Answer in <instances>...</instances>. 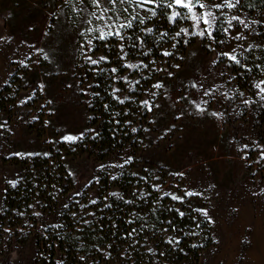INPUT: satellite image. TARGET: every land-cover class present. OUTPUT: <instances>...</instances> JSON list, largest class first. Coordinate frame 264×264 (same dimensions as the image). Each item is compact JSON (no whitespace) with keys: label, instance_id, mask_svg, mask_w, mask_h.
I'll return each mask as SVG.
<instances>
[{"label":"rangeland","instance_id":"1","mask_svg":"<svg viewBox=\"0 0 264 264\" xmlns=\"http://www.w3.org/2000/svg\"><path fill=\"white\" fill-rule=\"evenodd\" d=\"M170 2L151 4L155 15L134 3H117L118 13H109L114 18L119 14L121 22L137 11L150 14L142 30H157L154 42L160 51L170 53L135 60L130 56V34L121 30L123 40L114 36V46L120 50L114 59L117 57L121 66L140 67H128L131 73L116 75L118 83L112 94L119 89L115 95H124L135 73L145 76L152 63H162L163 71L152 84H146V78L137 83L136 92L148 101L146 130L150 135L141 140L148 151L140 155L126 145L105 159L89 153L68 157L72 188L51 212L33 207L34 216L26 224L35 231L55 223L60 207L81 194L99 171L115 174L124 164L141 158L154 165L158 183L166 178V191L179 187L195 194L207 212L213 243L201 252L197 262L186 264H264V93L255 87L264 80V72L252 77L249 87H240L238 73L230 71L227 61L231 59L224 55L237 56L245 28L238 20H232L229 28L228 20L237 16L248 24L258 15L246 12L241 0L231 9L197 6L193 9L197 14L211 11L217 17L210 29L203 22L197 29L191 13L182 7L169 8ZM202 2L212 6L223 0ZM104 6L112 7L107 0ZM74 7L86 12H74ZM94 10L90 0H83V4L79 0H0V90L16 67L28 70V84L16 93L15 106L9 114L5 111L11 108L7 102L0 110V208L5 185L17 173L16 158L52 146L65 135L81 136L88 129V106L92 94L98 92L88 75L94 65L86 60V55L96 59L92 52L95 45L92 41L89 52L87 40L99 33L82 36L81 32L103 23H84L87 13ZM173 11L181 16L169 22ZM181 29L188 33L208 30L212 35L207 31L204 36L189 35ZM156 84L161 87H154ZM197 104L204 110H198ZM89 195L93 197L94 192L90 190ZM34 241V232L24 241H16L1 229L0 264H35Z\"/></svg>","mask_w":264,"mask_h":264},{"label":"trees","instance_id":"2","mask_svg":"<svg viewBox=\"0 0 264 264\" xmlns=\"http://www.w3.org/2000/svg\"><path fill=\"white\" fill-rule=\"evenodd\" d=\"M241 6L258 17L244 28L242 47L236 56L240 63L228 60L227 65L230 71L238 73L236 77L241 80L238 85L246 88L252 77L264 72V0H241ZM143 7L146 13L152 9L151 4ZM146 13L137 11L126 15L124 21L138 14L131 28L122 29L132 40L130 56L140 61H146L151 55L161 58L164 55L154 42L157 30H142L150 15ZM141 19L144 23H140ZM92 41L96 59L105 56L107 60L88 70L93 89L98 92L92 94L88 106V129L74 142H55L15 159L17 173L3 191L0 232L2 229L16 241H24L34 232L35 264L195 263L201 252L213 243L211 225L200 211L197 197L186 195L179 187L166 191L163 187L166 178L158 183L154 165L141 158L130 160L115 174L99 171L81 194L72 196L60 207L55 223L35 231L26 224L34 216L33 207L51 212L72 188L68 157L89 153L105 159L126 145L138 150L140 155L148 151L141 140L150 135L146 130L149 112L142 95L136 92L137 82L146 78V84H152L163 71L159 66L162 63H152L154 68L151 66L145 76L135 73L128 91L122 96L114 95L111 90L118 81L116 75L131 72L119 64L117 57L114 59V54L120 51L114 46V36ZM22 68L24 73L16 67L0 90L4 92L0 94V110L5 109L7 102L11 106L5 109L8 114L15 106L16 93L28 84L27 67ZM113 68L117 71L113 72ZM90 190L94 192L93 197L89 195ZM172 195L182 199L174 200ZM93 200L95 203H91Z\"/></svg>","mask_w":264,"mask_h":264},{"label":"snow or ice","instance_id":"3","mask_svg":"<svg viewBox=\"0 0 264 264\" xmlns=\"http://www.w3.org/2000/svg\"><path fill=\"white\" fill-rule=\"evenodd\" d=\"M79 2L81 4H83V0H79ZM240 0H223L222 3H218L212 6H209L205 3L202 2V0H171L170 3H168V7L169 8H173V7H182V8H186L188 10L189 13H191V19L194 21V28L199 29V25L201 22H203L204 24L209 26V29L213 26V23L216 21L217 17L211 12V11H204L201 14H197L195 11H193L194 8H196L197 6L202 8V9H209L210 7H215L217 9H222L224 7L227 8H234L236 7L237 4H239ZM90 3L94 6V11L88 12L87 13V19L84 20V23L88 24V25H93V20L96 21H102V24H95V26H90L86 29H84L81 32V35L84 36L85 33H91V32H98L99 36L98 37H94L95 39H101V40H107L108 37L111 36H116L119 39L123 40L124 36L122 34V29L125 28H131L132 27V23L133 20L137 19V16H133L131 20H126L124 22H121V18L119 16V14H117L115 16V18L112 15H109V13H118V9L116 8L117 3L120 4H124V3H128V4H137L138 7H143L144 4H156L157 0H107V4L111 5L112 7H106L104 6V0H90ZM150 11H152V14L155 15V10L154 9H149ZM74 12H86V9L84 8H73ZM125 12L128 11L127 8L124 9ZM181 13L178 11H173L171 16H169V22L174 21L177 17H180ZM232 20H238L242 25H244V27H248V24H246L243 20H240L239 17L237 16H233L228 20V26L229 28L232 27ZM140 23H144V20L141 19ZM254 23V22H253ZM146 31L151 32V29H147ZM207 31V34L209 36L212 35L211 31L208 30H198V31H194L191 33H188L187 29H181V32H184L186 34L189 35H199V36H204L205 32ZM228 30L225 29V32H227ZM177 36L180 35V33L176 34ZM240 38V37H237ZM87 44H88V51L90 52L92 49V40L89 39L87 40ZM83 47V46H82ZM121 50H123V44H121ZM251 47V45L249 46ZM39 51H43V50H39ZM233 53H235L236 49L232 50ZM170 53L165 52L164 55H169ZM126 55V53H125ZM224 55L229 56V58L231 60H233L235 63L239 64L240 61L237 59L236 55L234 54H229V53H224ZM47 54H45V59H47ZM123 58V57H122ZM86 60L90 61L91 64L96 65L99 64L101 61H106L107 57L105 56H101L97 59H93L91 56L86 55ZM127 67L129 68H137L140 67V65H134V64H129L127 65ZM113 72H116L117 70L115 68L112 69ZM138 83V82H137ZM261 85H264V80L259 81L258 83L255 84V87L259 89L260 93H264V87H261ZM154 87L159 88L161 87L160 84H156L154 85ZM119 89L114 90V95L115 92H118ZM243 95V94H241ZM118 99V97H117ZM125 99H127V97H125ZM124 100H120V103H123ZM145 104V106L148 105V101H144L143 102ZM206 103V102H204ZM197 109L200 111H203L204 109L201 108L200 104L196 105ZM212 115H222L219 113H212ZM133 131H135V129H133ZM83 135V133H81V136ZM80 137L79 136H75V135H65L63 136V140L68 141V142H74L76 140H78ZM245 147H247L245 145ZM16 155H23L21 153H17ZM31 155V154H29ZM113 179H115V177H113ZM111 195H119L118 193H112ZM165 195H171L169 193H165ZM186 195H193V193L189 192L186 193ZM172 199L176 200V199H182L181 197H177L175 195H172ZM91 203H95V201H91ZM200 211H204V210H200ZM181 215H183V213H181ZM204 215H207V212L204 211Z\"/></svg>","mask_w":264,"mask_h":264}]
</instances>
